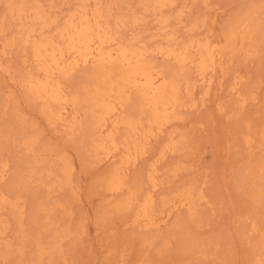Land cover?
<instances>
[{"label": "bare ground", "instance_id": "obj_1", "mask_svg": "<svg viewBox=\"0 0 264 264\" xmlns=\"http://www.w3.org/2000/svg\"><path fill=\"white\" fill-rule=\"evenodd\" d=\"M47 1L51 2L47 4ZM117 1L77 0V5L61 17L54 13L57 6L52 0H0V70L7 72L10 69L3 63V58L8 55L11 47L26 49L24 65L34 67L25 69V72L18 75V84L25 90L26 101L35 106L40 104L42 114L49 123L64 124L68 135L77 132L76 129L83 133V146L87 144L88 148L85 147V152L81 154L82 160L85 157L92 158V163L94 158L101 161L119 157V161L100 178L99 188L111 195L124 194V198L115 200L114 211L134 212L135 221L142 219L143 228L154 229L156 236H162L163 225L173 214L180 209L191 210L196 205V187L192 183L185 184L161 197L160 217L157 218L154 214L157 202L153 192L166 183L155 176L159 172L156 163L167 155H174L188 148V136L183 132H171L168 135L155 163L151 164L152 172L147 175L151 182L150 191L141 194L144 184L129 180L130 167L149 153V144L154 138L161 135L172 121L181 117L180 112L187 106V101L193 98L198 82L207 85L204 93L207 97L214 76L219 79V88L222 85L226 76L227 57L232 60L237 50L246 52L249 47H253L254 36L264 25L258 17V12L264 8V0L261 4L256 2L237 13L232 21L223 26L218 37L210 29L208 32L206 30L207 33L200 32L201 17L198 16L199 19L193 17L182 25L185 35H181L177 25L183 22L185 10L179 8L176 14L172 11L178 0H137L135 9L132 6L124 8ZM202 2L208 5V0ZM12 29L13 36L8 37V32ZM158 58L162 61L158 62ZM87 66H90V70L82 73L85 83L74 89L70 88L65 81L72 78L79 68ZM242 79L240 76L235 77L232 91L244 103L247 99L240 89ZM255 99L252 96V100ZM15 112V117L25 125L27 121ZM82 118L86 120L85 125ZM13 124L12 127L15 128ZM12 127L3 124L0 143L14 139L10 137L15 130ZM242 128V139L250 147L255 130L249 122ZM21 131L19 145L24 148L29 159L17 157L15 167L12 164L13 170L6 163L0 170V183L7 181L11 174L14 187L24 184L23 187L30 192L29 185L36 182L38 176V183L44 188L73 189L75 160L59 154L60 149L58 152L52 145L46 146L42 151L37 149L40 153L37 152L35 147L39 141L38 135ZM260 131L264 141V124ZM16 136L17 133L15 139ZM44 151L46 156L49 154L48 159L41 155ZM171 171L175 176L179 171L178 166L175 165ZM240 179V185L251 195V199L262 205L264 158L251 162ZM13 186L4 189L0 187V216L5 208L17 210L14 212L19 217L22 214L24 198L19 195L15 197V193L12 196ZM32 196H29L34 202L30 215L32 225L41 222L45 226L56 227L52 243L43 242L40 237L35 241V255L41 259L48 253V248L60 252L62 241L75 233L72 230L73 225L71 228H61L54 216V209L44 208L42 200L37 201L42 198L36 199ZM201 199L205 200L204 195H201ZM64 204L63 201H58L53 205L57 210ZM111 212L107 205L103 206L99 213L100 219ZM2 226L4 225L0 221V227ZM252 228L262 231L264 238V231L256 221H253ZM5 231L6 228H1L0 236ZM27 233L23 237H27ZM30 234L32 236L31 229ZM151 238H142L143 244H148ZM194 246L197 247L191 240L186 245L188 248ZM11 250V242L0 240V258L6 260ZM261 261L260 255L256 254L253 258L254 264H260Z\"/></svg>", "mask_w": 264, "mask_h": 264}, {"label": "rangeland", "instance_id": "obj_2", "mask_svg": "<svg viewBox=\"0 0 264 264\" xmlns=\"http://www.w3.org/2000/svg\"><path fill=\"white\" fill-rule=\"evenodd\" d=\"M52 1L57 6L54 13L61 17L77 5V0ZM262 1L208 0L206 5L202 0H178L172 11L176 14L179 8L185 10L183 22L177 25L181 35H185L183 26L188 20L201 17L198 18L200 26L203 27L202 29L200 27V32L207 33L210 29L209 31L218 37L223 31V26L232 21L240 11L256 2L261 4ZM49 2L51 1H47V4ZM117 2L124 8L132 6L131 8L134 9L138 3L137 0ZM258 17L264 22V8L258 12ZM260 30L262 32L259 31L254 36L253 47H249L246 52L237 50L232 60L227 57L226 76L220 88L217 83L219 79L214 76L209 85L210 94L206 97L204 93L207 85L198 82L193 98L187 101V106L180 112L181 117L172 121L161 135L154 138L149 144V153L130 167L129 180L144 184L141 194L150 191L151 182L147 175L152 172L151 164L155 163L168 135L171 132L177 134L183 132L188 136V148L174 155H167L165 159L156 163L159 172L155 173V176L166 183L153 192L157 202L154 214L155 217H160L161 197L185 184L192 183L196 187V205L191 209L192 211L185 208L173 214V218L169 219L170 222L167 221L163 225L162 236H156L154 229L143 228L142 219L135 221L134 212L114 211L115 200L124 198V194L111 195L99 188L100 178L119 161V157L101 161L94 158L92 163V158L85 157L82 160L80 156L88 148L87 144L83 146L85 144L83 133L76 129L77 132L68 135V129L64 124H54V126L53 123H49L42 114L40 104L35 106L26 101L25 90L18 84V75L23 70L34 67L24 65L23 61L27 58L26 49L19 46L11 47L8 55L3 58V63L10 69L7 72L0 70V130L3 124L12 127L13 123H18L13 124L15 128L12 127L15 132H12L13 135L10 137L14 139L11 140L9 137L11 141L0 143V170L6 163L13 170L12 166L15 167L17 157L29 159L24 148L19 145L18 137L21 130L23 133L28 131L38 135L39 141L35 147L37 152L40 153L37 149L42 151L46 146L52 145L58 152L60 149L59 154L75 160L76 170L73 174V189L44 188L38 183V176L35 179L37 181L29 185L30 192L23 187L24 184L14 187L11 174L7 181L0 183L3 189L13 186L15 190L11 187L12 196L15 193V197L19 195L25 202L20 217L14 212L17 210L10 208H5L1 212L0 221L4 226L0 229L6 228V231L0 236V240L11 242L13 250L6 260L0 258V264H254L253 258L256 254L262 259L260 264H264L262 231H255L252 228L253 221H256L259 228L264 231V203L256 204L239 182L251 162L264 158V141L260 135V128L264 124V25ZM13 32L14 29L10 30L8 37L13 36ZM157 61L160 62L162 59L158 58ZM87 70H90V66L79 68L74 72L73 79L70 77L65 81L66 84L73 89L77 85H83L85 83L83 74ZM236 76L243 78L240 89L247 99L244 103L241 102L239 95L232 91ZM252 96L256 99L252 100ZM193 103H196V106H193ZM16 110L25 122L27 121L25 125L13 114ZM82 121L85 125L86 120L82 118ZM246 122H249L255 130L250 147L245 145L240 133ZM13 140L16 147L12 144ZM57 151L55 152L58 153ZM41 155L44 159L50 157L49 154L46 156L45 151ZM175 165L178 166L179 171L174 176L171 170ZM31 195L36 199L41 197L42 199L37 201L42 200L44 208L54 209V216L61 228H71L73 225L72 230L75 233L62 241L60 252L48 248V253L41 259L35 255V241L40 237L43 242L52 243L56 227L45 226L41 222L32 225L30 215L34 202L29 197ZM201 195H204L205 200L201 199ZM58 201H63L65 204L61 209L56 210L53 204ZM106 205L112 212L101 220L99 213ZM25 232H29L31 239L28 233L26 234L28 238L23 237ZM144 237L152 238L148 244H143ZM190 240L197 247H186Z\"/></svg>", "mask_w": 264, "mask_h": 264}]
</instances>
